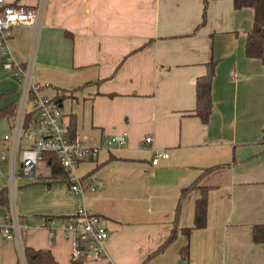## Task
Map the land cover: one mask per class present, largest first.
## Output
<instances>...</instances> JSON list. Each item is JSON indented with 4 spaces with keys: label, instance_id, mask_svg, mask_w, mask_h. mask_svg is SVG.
Listing matches in <instances>:
<instances>
[{
    "label": "crops",
    "instance_id": "crops-1",
    "mask_svg": "<svg viewBox=\"0 0 264 264\" xmlns=\"http://www.w3.org/2000/svg\"><path fill=\"white\" fill-rule=\"evenodd\" d=\"M5 2L36 8L41 0ZM202 14L203 0H44L37 31L13 29V59L23 64L32 54V74L44 93L63 97L67 127L73 118L75 134L101 148L75 171L95 186L82 195L52 180L46 161L47 173L37 165L34 181L20 177V169L13 182L0 174V189L13 192L23 224L18 242L0 232V264H23L22 246L72 264L61 226L81 204L108 232L104 256L83 264H264V244L251 237L252 227L264 224V66L244 54L254 11L207 0L198 27ZM211 60L218 63L203 125L191 113L196 78ZM20 88L21 80L0 65V111L18 104ZM13 124L0 120L1 154L10 151L3 137ZM121 134L125 145L103 147ZM156 151L169 157L153 166ZM215 166L224 167L201 179L175 221L180 189ZM203 192L206 225L187 236L182 229L193 227ZM173 229V241L145 262Z\"/></svg>",
    "mask_w": 264,
    "mask_h": 264
},
{
    "label": "built area",
    "instance_id": "built-area-1",
    "mask_svg": "<svg viewBox=\"0 0 264 264\" xmlns=\"http://www.w3.org/2000/svg\"><path fill=\"white\" fill-rule=\"evenodd\" d=\"M43 8L44 0H41L36 8L0 0V65L23 82L11 134L3 137L10 143V179L13 182L17 178L15 171L18 158L20 177L34 181L37 178L36 166L44 161L42 155L54 154L61 166L70 174L73 183L69 186L71 192L82 195L86 189L83 188L75 171L82 162L95 158L101 146L88 145L77 134L70 136L57 99L46 95L45 86L33 77L32 54L25 63L20 64L13 59L10 50L13 29L19 26H33L37 31L40 27ZM28 115L30 118H27ZM262 136L264 139V130ZM20 141H24L25 145H19ZM144 141L149 143L151 138H145ZM114 144L125 145V134L109 138L104 142L103 147L111 148ZM168 157L167 151H156L151 163L156 166L160 159ZM0 158L3 161L6 160L1 153ZM84 184L89 190L95 189L89 181ZM8 198V211L5 213L4 210L1 215L5 218V224L0 225V232L6 239L18 242L23 224L18 220L13 197ZM49 225L50 234L52 222ZM61 229L71 240V259L77 260L81 257L99 259L104 256L108 239L107 229L102 219L89 212L84 205L77 206L74 219L65 220ZM23 264H25L24 261Z\"/></svg>",
    "mask_w": 264,
    "mask_h": 264
},
{
    "label": "trees",
    "instance_id": "trees-1",
    "mask_svg": "<svg viewBox=\"0 0 264 264\" xmlns=\"http://www.w3.org/2000/svg\"><path fill=\"white\" fill-rule=\"evenodd\" d=\"M207 7V0H203V14L202 21L198 27H201L205 23V11ZM232 7L235 11H240L243 9H252L254 11L253 16V26L252 29L248 32L245 45H244V54L248 59L257 60L264 66V0H232ZM218 61L211 60L205 64V73L196 78L195 81V105L192 111V115L199 119V121L206 125L209 121V116L212 109V81L215 76V68ZM110 96H113L112 94ZM58 99L57 102L60 104L59 100H62L63 97H53ZM17 104H12L0 111V120L3 119H14L16 116ZM30 118V115L27 116ZM68 132L70 136L75 135V123L74 119L71 118L69 122ZM42 159L49 164L51 168L50 178L55 182H63L68 186H71L73 183L70 179V174L65 170L58 158L54 154H43ZM92 159V158H91ZM224 166H215L210 168H205L202 170L201 174L188 186L183 187L179 191V197L177 200L175 208V221H177L178 215L182 208L183 202L186 197L194 190L200 189L199 182L207 174L213 172L214 170ZM87 175L80 178V182L84 189H87L86 184ZM8 189L3 187L0 189V208L5 210V213L8 211ZM206 216H207V198L205 192H203L201 198H199L195 203L194 209V225L192 228L182 229V232L189 236L192 230L203 229L206 225ZM65 220H72L74 216L64 217ZM175 230L173 229L164 242V244L155 252H153L146 260H150L156 254L161 252L167 247V245L173 241L175 237ZM22 235V230H21ZM252 241L255 244H264V224L255 225L252 227L251 231ZM22 254L25 264H58L57 261L53 258L52 254L48 250H35L28 246H22ZM180 255L184 260L189 258V244L187 243L180 250ZM85 257H81L77 260L71 259L72 264H83ZM16 264H20L18 260Z\"/></svg>",
    "mask_w": 264,
    "mask_h": 264
},
{
    "label": "rangeland",
    "instance_id": "rangeland-1",
    "mask_svg": "<svg viewBox=\"0 0 264 264\" xmlns=\"http://www.w3.org/2000/svg\"><path fill=\"white\" fill-rule=\"evenodd\" d=\"M22 83L23 82H21V85H22ZM1 129H2V127L0 125V134H1ZM19 145L24 146L25 142L24 141H20ZM2 154L5 156L6 160L5 161H3V160L0 161V174L1 175L7 174V176H9L8 174H10L9 173V171H10L9 170V164H10V158H11V150L9 152H2ZM18 162H19V158H18ZM18 162L16 163V171H15L16 173H15V175H17V171L19 170ZM38 165L40 166L39 169H44V171L42 172V174L44 176L47 173L48 168L42 162H39ZM8 197H10V198L13 197V192H11L10 190H8ZM180 264H185V262L184 261H180Z\"/></svg>",
    "mask_w": 264,
    "mask_h": 264
},
{
    "label": "water",
    "instance_id": "water-1",
    "mask_svg": "<svg viewBox=\"0 0 264 264\" xmlns=\"http://www.w3.org/2000/svg\"><path fill=\"white\" fill-rule=\"evenodd\" d=\"M1 161V158H0ZM4 209L0 208V216L3 214Z\"/></svg>",
    "mask_w": 264,
    "mask_h": 264
}]
</instances>
